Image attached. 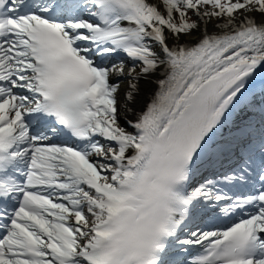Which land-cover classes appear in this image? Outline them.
I'll return each mask as SVG.
<instances>
[{
  "label": "snow or ice",
  "instance_id": "snow-or-ice-1",
  "mask_svg": "<svg viewBox=\"0 0 264 264\" xmlns=\"http://www.w3.org/2000/svg\"><path fill=\"white\" fill-rule=\"evenodd\" d=\"M258 77L264 0H0V264H264Z\"/></svg>",
  "mask_w": 264,
  "mask_h": 264
},
{
  "label": "bare ground",
  "instance_id": "bare-ground-1",
  "mask_svg": "<svg viewBox=\"0 0 264 264\" xmlns=\"http://www.w3.org/2000/svg\"><path fill=\"white\" fill-rule=\"evenodd\" d=\"M262 78L263 77H258L256 81H259ZM152 90L153 89H146L144 92H142L139 103L137 105V110H139L140 108H142L143 106H145L149 102Z\"/></svg>",
  "mask_w": 264,
  "mask_h": 264
}]
</instances>
